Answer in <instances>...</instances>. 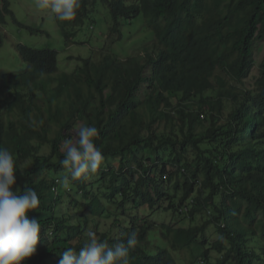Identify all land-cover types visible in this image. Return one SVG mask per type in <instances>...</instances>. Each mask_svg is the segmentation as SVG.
<instances>
[{
    "label": "trees",
    "instance_id": "obj_1",
    "mask_svg": "<svg viewBox=\"0 0 264 264\" xmlns=\"http://www.w3.org/2000/svg\"><path fill=\"white\" fill-rule=\"evenodd\" d=\"M1 1L8 12V1ZM92 4L107 5L112 30L121 20L144 17L156 41L142 65L138 57L108 54L83 60L58 103L56 90L29 84L49 65L47 54L20 47L32 69L2 75L0 146L16 161L12 191L27 185L40 199L39 209L26 213L41 225L36 252L22 264H58L66 248L79 251L90 231L110 247L135 231L129 264H177L166 248L148 242L158 225L132 214L143 208L188 218L213 209L200 228L161 223L162 241L186 250L213 225L220 236L212 246L220 255L216 264H264V57L252 89L244 83L255 66V45L264 42V0ZM81 122L99 129L95 143L105 160L95 173L100 179L90 182L91 174L66 190L57 182L62 142ZM115 158L117 167L105 169ZM100 183L104 189L92 193ZM102 220L111 222L109 230L102 231ZM199 244L205 264L206 239Z\"/></svg>",
    "mask_w": 264,
    "mask_h": 264
},
{
    "label": "clouds",
    "instance_id": "obj_2",
    "mask_svg": "<svg viewBox=\"0 0 264 264\" xmlns=\"http://www.w3.org/2000/svg\"><path fill=\"white\" fill-rule=\"evenodd\" d=\"M7 1L9 3L8 12L4 9L3 2L0 0V31L2 30L4 34L6 33L5 25L7 17H11L18 23L10 8V1ZM33 3L37 10L50 9L51 13L54 14V20L57 21L55 27L61 31L62 40L64 41L66 49H76L77 51L73 55H67L63 59H60V52L58 50H38L20 44L16 47V50L24 66L17 74H11L18 76L32 69L31 64H25L23 62V58L19 52L20 47L30 49L40 55L47 54L46 57L48 58L49 65H42L37 69L29 84L38 91H44L46 89L56 90L53 95L57 103L69 86L75 82L80 71L83 69V60L92 58L93 61L98 62L105 54L111 55L112 57L115 56L120 61L137 57L131 56L121 60L117 54L114 55L115 53L110 54L104 51L95 52L94 50L88 53L81 52L79 49L88 44V41L83 40L82 36L86 30H94L97 22L106 25L109 31V34L106 36L108 40L112 34H117L118 36L115 40L117 42L122 41L124 35L121 29L129 26L135 27L137 23L141 22L145 30L153 38V43L150 46L151 49L156 41L154 33L147 27L144 17L121 20L116 28L112 30V20L106 4L105 6L94 5L92 4V0H33ZM101 12L103 13L101 14ZM26 29L34 32L29 27H26ZM103 33L104 31H100V36ZM78 36H80L79 39L77 38ZM3 43V36L0 32V47L3 46ZM151 49H146L144 53L151 51ZM145 56H143V59L138 57L142 62H140L141 65L144 64ZM253 69L244 80V83L250 78ZM144 73L146 76L150 74L149 65L146 66ZM0 74H6V71L0 70ZM2 75H0V79ZM259 77L258 69V77L255 79L253 86ZM252 87L247 89H252ZM138 92L142 97V86H139ZM173 104L174 99L171 100V105L173 106ZM193 105V102L186 104L190 108ZM38 123L42 124L43 121H31L32 125H37ZM98 137L99 129L97 127L81 122L79 125H73L71 135L69 138L63 140V158L59 160V164L64 172L62 173V178L57 182L64 189H70L72 182L78 181L81 178H87L89 175L97 173L101 168L105 158L95 143ZM15 165L16 161L13 158V154L7 148L0 146V264H22L23 261L33 256L36 252V245L41 229V225L36 219H29L26 215V213L36 211L40 207V199L37 192L27 185H25L22 192L20 189L12 191V186L15 184L16 179L14 173L17 172ZM211 212V210H208L207 213L211 214ZM126 235V241H118L110 247L106 241H101L94 232L90 231L87 233L86 242L80 247L79 251L73 247L66 248L60 254L58 264H129V250L137 245L138 240L135 231ZM205 249L209 251L208 248ZM200 261L203 263V260Z\"/></svg>",
    "mask_w": 264,
    "mask_h": 264
},
{
    "label": "rangeland",
    "instance_id": "obj_3",
    "mask_svg": "<svg viewBox=\"0 0 264 264\" xmlns=\"http://www.w3.org/2000/svg\"><path fill=\"white\" fill-rule=\"evenodd\" d=\"M9 1L10 8L18 23H16L11 17H7L5 25L6 33L4 34L2 30L0 31L4 41L3 46L0 47V70L6 71V73L17 74V72H20L21 68L24 66L20 61L16 50V47L20 44L38 50H58L60 52V59H63L67 55H73L77 51L76 49H66L64 41L62 40L61 31L56 29L55 23L57 21L54 20V14L51 13L50 9L37 10L34 6L33 0ZM102 13L103 12H101V14ZM26 27L33 29L34 32H30ZM100 31H104L102 36H100ZM121 31L124 35L122 41L117 42L115 40L118 36L117 34H112L111 38L108 40L106 39V36L109 34V31L107 30L106 25L97 22L94 30L85 31L82 39L87 40L88 44L79 50L84 53H88L91 50H94L95 52L104 51L110 54L115 53L114 55L117 54L121 60L131 56H137L143 59V56L146 55L144 51L146 49L150 50V46L153 43V38L147 30H145L143 23L139 22L135 27H123ZM77 38L79 39L80 36ZM263 57L264 42L256 45L254 54L255 68L253 69L250 78L245 81L246 88H251L255 79L258 77V66ZM117 161V158L106 161L105 169L108 168V163L113 167H117ZM98 179H100L98 174L90 176V182H95ZM102 185L103 184L100 183L90 187L92 193L97 194L99 193V189L103 190L104 188ZM103 192H101L100 196H102ZM71 195L73 198H77V200L81 199V197L76 196L74 192H71ZM208 210L212 211L211 214L207 213ZM70 212H72L73 218L75 219V211ZM132 214L137 215V217L141 219L148 218L154 222L155 225H158V230L150 233L148 242L159 248H166L177 264H202L200 260L202 258L201 253L203 247L199 242L203 239H206L205 248L209 249L208 261L205 264H215L216 261L220 259L219 254L212 250L213 244L218 241L220 237L213 225L208 226L204 230L203 238H200L198 243L192 245L190 249L182 251H173V248H169V246L162 241V238H160L161 223L169 224L174 228L182 227L184 229L202 227L214 216L213 209H207L194 218L184 216L168 217V214L165 212H158L155 214L147 208L141 209L138 214L136 212H133ZM123 223L124 222H122L121 225H123ZM101 226H104L102 230H109L111 222L102 220ZM115 232L116 230L112 231V233Z\"/></svg>",
    "mask_w": 264,
    "mask_h": 264
}]
</instances>
